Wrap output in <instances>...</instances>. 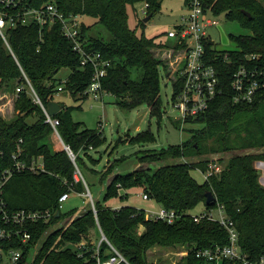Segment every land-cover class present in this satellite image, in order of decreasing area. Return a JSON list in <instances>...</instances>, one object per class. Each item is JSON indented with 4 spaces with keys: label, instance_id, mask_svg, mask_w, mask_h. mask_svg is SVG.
Listing matches in <instances>:
<instances>
[{
    "label": "trees",
    "instance_id": "16d2710c",
    "mask_svg": "<svg viewBox=\"0 0 264 264\" xmlns=\"http://www.w3.org/2000/svg\"><path fill=\"white\" fill-rule=\"evenodd\" d=\"M24 4L40 8L48 2L57 4L69 16L92 18L111 34L109 41L88 36L92 25L82 21V38L86 49L100 53L111 60L112 67L103 79V89L113 94L116 104L127 110L147 105L152 116L162 117L161 66L168 67L155 55L153 48L166 46L156 38L139 37L128 24V6L148 3L151 18L161 10L163 0H24ZM215 14L226 13L229 20L239 21L250 29L248 35L233 37L238 45L234 51H218L210 43L207 54L219 71L222 93L210 104L209 109L187 123L202 127L192 138L181 145H171L162 150L143 152L140 161L151 164L171 161L170 164L151 169L137 170L128 175H116L105 191V200L135 186L144 188L150 199L161 207L181 215L173 224L147 219L145 211L131 206L113 209L95 201L78 216L75 211L63 214L60 197L65 193L84 194L86 185L77 179V168H87L86 157L93 161L88 150L104 142L102 133L75 122L70 110L64 107L54 117L60 120L58 132L66 146L76 155L75 162L63 147L52 149L48 140L55 130L46 121L43 108L34 101L30 84L47 107L55 101L59 87L68 90L74 98H88L94 68L81 66L80 56L73 51V43L64 36L62 25L41 27L36 22L18 25L7 31V42L0 36V89L10 82L24 86L15 100L16 118L7 122L0 118V173L16 162L14 155L22 150L20 161L32 164L42 157L44 169L14 173L3 187V197L9 211L60 210V216L50 223L33 227V244L42 241L31 264H96L92 251L80 257L74 248L83 240L90 241L92 229L101 226L107 238L127 257L131 264H158L160 251L185 249L186 264H208L196 257V251L226 246L230 243L228 231L219 223L193 212L201 205L205 211L216 209L218 204L236 223L239 245L251 262L264 255V185L255 166L264 161V91L253 103H235L232 80L240 66L247 64L248 55L259 59L247 65L264 69V0H211ZM1 10L16 13L13 8L0 6ZM21 9V7H18ZM251 14V17L245 15ZM146 26L144 21L141 22ZM70 75L63 83L56 76L62 69ZM169 75V73H168ZM30 83V84H29ZM182 81L174 83L173 100L180 93ZM133 144L156 141L152 131L139 133L130 139ZM257 151V152H255ZM230 155L226 163L222 156ZM218 157L223 171L198 183L192 176L193 169L206 171L210 157ZM198 157L199 162L180 161ZM116 162L108 165L105 175L115 171ZM83 169V171H84ZM81 171V172H83ZM83 177L87 181V178ZM88 186L89 182L87 181ZM213 192L217 200L206 203L207 193ZM88 198V197H87ZM64 216L72 220L59 229L47 233ZM92 249V244H89ZM160 250V251H158ZM30 248L26 249L28 253ZM153 257V258H151ZM26 259L24 260V262ZM222 264H236L224 260Z\"/></svg>",
    "mask_w": 264,
    "mask_h": 264
},
{
    "label": "built area",
    "instance_id": "2783aa9c",
    "mask_svg": "<svg viewBox=\"0 0 264 264\" xmlns=\"http://www.w3.org/2000/svg\"><path fill=\"white\" fill-rule=\"evenodd\" d=\"M24 3V0H0V6L18 11L11 14L0 9V36L7 42V31L20 24L26 25L36 22L41 27H47L60 22L64 36L73 43V51L81 58V66H92L94 68L93 79L86 94L93 95L95 99H103V96L107 94L103 89V79L112 67V62L105 59L100 53L86 49L85 41L82 38L81 17L74 14L65 15L54 2L45 3L40 8H33ZM143 4L141 14L148 17L149 4ZM185 5L188 14L182 18L181 23L167 33L169 38L175 40L173 48L161 47L172 51L168 56L170 63L166 58L160 59L168 67L169 73L175 72L173 83L182 81L183 86L174 103L181 113L183 122H186L188 118H197L199 115L204 114L209 109L211 102L222 93L219 71L211 63L207 54V44L210 43L214 47L216 45V42L209 35V30L218 26V23L210 16L211 13H214L211 0H185ZM18 7H21V9H18ZM246 59L249 61L247 64H249L257 61L259 56L248 55ZM247 64L240 66L233 76L232 89L235 103H253L257 96L264 91V69L251 68ZM30 88L34 101L46 113V121L52 125L55 134L63 143L58 132L60 120L49 114L47 107L31 84ZM24 89V86H17V94ZM60 91H63V86L59 87ZM63 145L75 162L76 155L68 146H65L64 143ZM90 149H93V147ZM21 153L22 150L19 148L18 153L14 155L16 160L14 165L0 173V264H31L42 244V241L33 244L32 228L40 223L48 224L53 217H56L55 212L49 209L37 211L27 209L9 211L7 209L3 197V187L10 177L16 172L25 170L38 172L44 169L42 157L37 162L29 165L19 160ZM76 168L77 179H79L78 174L81 176L82 174L80 169ZM223 169V164L219 161V158L214 157L203 173L206 179H209L220 174ZM82 180L87 189L84 194L86 197L91 198L93 211L97 215L95 201L83 176ZM71 194L65 193L60 197L61 210L63 204L70 199ZM143 199H150L148 193L143 195ZM145 216L147 219L164 221L168 224H173L181 217L176 211L164 207H161L159 211H145ZM203 217L215 221L225 228L228 231L230 243L226 246L215 245L212 248L197 250V258L206 261L208 264H222L224 260H232L236 264H264V255L257 261L251 262L247 254L242 251L239 245V231L236 223L226 214L223 206L218 204L216 209L204 211L197 219ZM97 228L102 237L100 244L95 246L91 240H83L75 244L74 248L78 251L79 256L84 257L86 253L92 251V257L96 264H131L123 252L107 238L99 223H97ZM56 229H59L57 225L53 226L47 233L49 234V232ZM89 244H92V249H89ZM28 248H30V251L27 253L26 249Z\"/></svg>",
    "mask_w": 264,
    "mask_h": 264
},
{
    "label": "rangeland",
    "instance_id": "374dc122",
    "mask_svg": "<svg viewBox=\"0 0 264 264\" xmlns=\"http://www.w3.org/2000/svg\"><path fill=\"white\" fill-rule=\"evenodd\" d=\"M143 6V3H137L134 7L128 6L129 27L139 37L156 38L157 41H163L167 44L166 47L173 48L175 40L169 38L167 33L181 23L182 18L188 14L185 0H163L161 10L146 23V26L141 23L147 18L141 14ZM210 16L218 23V26L211 28L209 35L216 42L215 48L220 51L237 50L238 45L233 40V37H240L250 33V29L243 26L239 21L229 20L226 13H211ZM81 20L88 25H92L88 36L100 37L106 41L112 39V34L103 25L96 23L94 19L86 17L81 18ZM153 51L158 59L166 58L168 63H170L168 56L172 53L171 50L156 47L153 48ZM168 73L169 71H165L161 66L162 117L152 116L147 105H142L133 110L122 109L116 104L115 96L109 93L105 94L103 99H95L93 95L83 99L74 98L68 90L60 91L55 96L56 102L63 104L66 109L70 110L75 122L82 123L92 131L102 133L105 138V142L100 147L88 150V154L93 161L87 158L84 152H81L87 168H83L84 171L83 169L80 171L84 172V176L89 182V191L94 201H101L105 206L113 209H120L124 206H131L145 211H159L161 209V206L155 200L143 199L145 191L141 186H135L128 190L122 189L118 196L109 200H105L104 197L109 182L116 175H128L137 170H146L148 168L151 169V172H154L159 167L171 163V161H160L150 165L144 164L140 161L143 152L147 150H162L171 145H181L192 138L195 130L202 129L199 125L181 120V113L173 100L175 72L169 73V75ZM69 75V69H62L56 76L57 83H63ZM6 86L7 84L0 89V94L5 91ZM11 90L13 93H17L16 88H11ZM6 103L7 98L0 100L1 107H5ZM6 113L7 118L1 115L0 118L7 122L13 121V118L9 120V117L13 115V110L10 108ZM146 131H152L156 137L155 142L148 144L131 143L130 139ZM48 143L52 149L60 150L64 147L56 134L48 140ZM209 157L210 159L214 158L213 156ZM229 157L230 155L222 156V163H226ZM199 160L201 158L193 157L180 161L199 162ZM115 161H117L115 171L104 176L108 165L115 163ZM255 166L259 172L260 181L264 185V161L256 162ZM83 172H81L82 176ZM191 172L198 183L202 184L205 182L206 177L200 169H193ZM78 176L79 179H82L80 174ZM90 201L91 198H87L85 194L72 193L70 199L63 204V214L75 211L74 216H78L90 207ZM204 211L205 207L201 205L193 214H201ZM72 218L64 216L57 226L67 225ZM101 238L98 228L91 230L90 240L95 246L100 244ZM160 253L158 264H186L188 253L186 249L185 252L184 249L180 248L164 250L160 251Z\"/></svg>",
    "mask_w": 264,
    "mask_h": 264
},
{
    "label": "crops",
    "instance_id": "0c3cea01",
    "mask_svg": "<svg viewBox=\"0 0 264 264\" xmlns=\"http://www.w3.org/2000/svg\"><path fill=\"white\" fill-rule=\"evenodd\" d=\"M17 84H18V82H10V84H7V86H6L7 88H5V91L2 94H0V100L7 98V103L5 104V107H1L0 106V115L5 117V118H7L6 117V114H7L6 112H8L10 108L13 110V115L11 117H9V120L12 119V118L15 119L16 118V114H17L15 112L14 105H15V100H16L18 94L15 91H14L15 93H13L12 90H11V88H13V89L16 88ZM8 86H9V88H8Z\"/></svg>",
    "mask_w": 264,
    "mask_h": 264
},
{
    "label": "water",
    "instance_id": "95a60500",
    "mask_svg": "<svg viewBox=\"0 0 264 264\" xmlns=\"http://www.w3.org/2000/svg\"><path fill=\"white\" fill-rule=\"evenodd\" d=\"M245 15H247L248 17H251V14L248 12H245ZM150 19H151V16H148L147 18L144 19V22L147 23ZM47 109H48V112L51 116H55L58 112H60L61 110L64 109V105L61 103H58V102H51L47 106ZM206 197H207L206 203L208 205L214 204L217 200V198L213 192H208ZM59 216H60V212H57L56 217L58 218Z\"/></svg>",
    "mask_w": 264,
    "mask_h": 264
}]
</instances>
